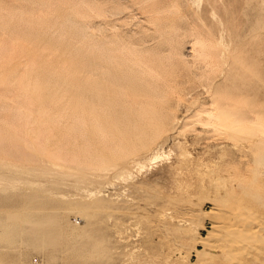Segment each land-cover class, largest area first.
I'll return each mask as SVG.
<instances>
[{"label": "rangeland", "instance_id": "rangeland-1", "mask_svg": "<svg viewBox=\"0 0 264 264\" xmlns=\"http://www.w3.org/2000/svg\"><path fill=\"white\" fill-rule=\"evenodd\" d=\"M263 132L264 0H0V264H264L195 246L264 222Z\"/></svg>", "mask_w": 264, "mask_h": 264}, {"label": "bare ground", "instance_id": "bare-ground-1", "mask_svg": "<svg viewBox=\"0 0 264 264\" xmlns=\"http://www.w3.org/2000/svg\"><path fill=\"white\" fill-rule=\"evenodd\" d=\"M196 47L198 52H203L204 55H206L205 44L203 42H198ZM115 55H116L115 58L116 61H119V59H123V58L129 60L132 59L140 67L142 68L144 67L148 75L149 74L152 76L160 75L157 74L156 71L157 69H155L156 67L151 68L147 66L145 64L146 62L144 63L143 59L139 58L140 55L138 56V53L130 50V48L125 44L120 45L118 50H115ZM118 63L121 64V62ZM214 111L215 109H211V110L205 109L202 112H199L198 121L202 124H205L206 126H210L213 128H217L218 123L219 126H227V127L230 126V128L235 126L242 127L243 124L241 122L242 120H244L243 118L241 117L235 118L231 116H224L225 117L224 118L223 114L221 113L218 114ZM203 117H206V120H203L202 119ZM210 204L212 205V211H210L211 212L210 216L212 217L215 216L217 218L216 220L218 221H216L215 219L212 221L211 228L208 230L207 232L208 234L206 237L198 238L197 235H194L196 236V238H198L196 239L197 241L195 242V246L198 244L203 246L205 249H208V247L211 246L210 244L214 243L217 244L216 247L219 246V248L222 247L225 250L232 252L236 250L245 249L246 247H250L253 241H258L261 243L264 241V237L259 236L262 235V233H264V224H263L264 222L262 223L259 219H257V217L254 216L252 212L243 214L238 212L235 208L228 207L229 204L225 206L217 201H214L213 203L211 202ZM219 213L221 214L219 216L222 217L220 221L224 223L222 226L218 224L219 217L217 215ZM202 228L204 229V227ZM199 252H201L200 249Z\"/></svg>", "mask_w": 264, "mask_h": 264}]
</instances>
